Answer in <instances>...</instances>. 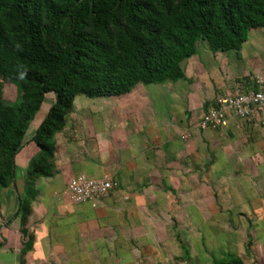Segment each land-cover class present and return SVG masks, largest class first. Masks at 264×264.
Returning a JSON list of instances; mask_svg holds the SVG:
<instances>
[{"label": "crops", "instance_id": "crops-1", "mask_svg": "<svg viewBox=\"0 0 264 264\" xmlns=\"http://www.w3.org/2000/svg\"><path fill=\"white\" fill-rule=\"evenodd\" d=\"M182 69V80L136 84L121 97L74 98L63 130L53 137L52 175L33 184L25 225L32 245L21 260L27 238L15 215L37 153L32 137L54 102L50 95L45 105L44 97L15 157L13 182L1 193L0 264H150L151 248L168 240L169 206L187 204L179 200L183 188L197 191L192 177L212 193L207 203L195 196L188 202L192 228L198 204L211 221L220 218L214 206L225 205L232 213L226 220L240 229L242 251L234 256L264 264V127L249 128L232 115L220 128L199 126L217 96L264 89V29L251 30L237 54L212 53L199 42ZM78 176L118 187L106 198L73 204L67 185ZM249 177L252 183L244 181ZM195 244L182 249L196 256Z\"/></svg>", "mask_w": 264, "mask_h": 264}, {"label": "trees", "instance_id": "trees-1", "mask_svg": "<svg viewBox=\"0 0 264 264\" xmlns=\"http://www.w3.org/2000/svg\"><path fill=\"white\" fill-rule=\"evenodd\" d=\"M255 29H264V0H0V204L29 124L54 97L32 137L37 153L15 215L27 238L20 259L32 245L33 184L52 175L53 137L76 96L121 97L136 84L182 80L199 42L239 53ZM5 83L16 87L17 104L4 98Z\"/></svg>", "mask_w": 264, "mask_h": 264}, {"label": "rangeland", "instance_id": "rangeland-1", "mask_svg": "<svg viewBox=\"0 0 264 264\" xmlns=\"http://www.w3.org/2000/svg\"><path fill=\"white\" fill-rule=\"evenodd\" d=\"M16 90L17 89L14 85L8 83L4 84V98L7 101H10L12 105L17 104L18 102V99L15 98L17 95ZM79 97V99L88 100L85 96ZM50 99H52L51 96L47 95L44 104L47 105ZM41 115L42 114H38L37 117H40ZM194 179L195 177H192V180L197 187V191L194 192L195 194H190L189 189L185 187L178 195L180 202L183 201L187 204L181 203V205H175V207L171 204L170 206L172 208L169 206L168 214H170V217L172 218H170L171 220L164 221V228L166 230V235H168V240L166 238L165 245H160L158 250L151 248L148 255L150 264H227L232 258H237V256H234L235 254H240V251H242L239 237L240 229L235 221L226 220L228 216L232 215V213L231 211H224L227 210L225 205L214 206V208L218 207V211L220 209L218 214L220 218L212 219L211 221L205 219V215L207 214L205 211V205L198 204L196 207V214H199L198 222L197 225L194 226V229L192 228V225H190V222L186 220L188 217L187 210H189L187 207L189 204L188 202L192 201L194 196L196 197V202L203 201V203L208 202L207 198H212V193L209 188L200 185L199 182ZM247 180L251 183L253 182V178L244 181ZM180 181L182 184H185L183 181L187 182V179L183 178ZM218 198L220 199V196ZM219 201L221 202L222 200ZM201 213L204 215L201 216ZM195 241L196 256H194L195 254L193 251L192 253L190 252L192 249L188 248L189 251H184V249H182L183 247H187L188 244L190 245V242L194 243ZM245 244L248 245L246 251L248 254L249 252L251 253V240L247 237ZM161 249H163V251ZM174 250L178 254H176ZM240 256H242V254Z\"/></svg>", "mask_w": 264, "mask_h": 264}, {"label": "built area", "instance_id": "built-area-1", "mask_svg": "<svg viewBox=\"0 0 264 264\" xmlns=\"http://www.w3.org/2000/svg\"><path fill=\"white\" fill-rule=\"evenodd\" d=\"M258 84L262 83L258 82ZM230 115L244 122L249 128L264 127V89L260 86L257 91L247 94L217 96L213 106L203 114L199 126L220 128ZM117 187V182L112 180H95L78 176L68 183L67 193L71 203L80 204L106 198Z\"/></svg>", "mask_w": 264, "mask_h": 264}]
</instances>
